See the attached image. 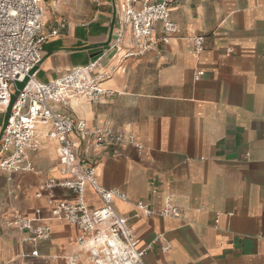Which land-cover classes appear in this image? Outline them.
<instances>
[{
  "label": "crops",
  "instance_id": "0c3cea01",
  "mask_svg": "<svg viewBox=\"0 0 264 264\" xmlns=\"http://www.w3.org/2000/svg\"><path fill=\"white\" fill-rule=\"evenodd\" d=\"M122 1L44 0L45 29L59 32L43 44L36 78L48 82L94 61L93 75L109 73L100 101L74 96L52 109L88 129L132 133L142 146L98 148L75 131L78 160L96 166L102 186L126 193L114 207L137 232L139 247L152 245L143 264H264V0H170L183 38L139 57L125 56L130 33L120 49L87 50L107 41L114 3L118 14ZM194 35L206 38L199 54ZM43 142L29 156L35 171L0 172V264H67L74 254L91 264L77 227L50 217L52 203L70 193L37 196L43 181L64 177L60 142ZM166 197L180 217L136 215V202L160 210ZM86 199L92 208L103 205L90 186ZM17 214L49 225L51 237L27 239L8 224Z\"/></svg>",
  "mask_w": 264,
  "mask_h": 264
},
{
  "label": "built area",
  "instance_id": "2783aa9c",
  "mask_svg": "<svg viewBox=\"0 0 264 264\" xmlns=\"http://www.w3.org/2000/svg\"><path fill=\"white\" fill-rule=\"evenodd\" d=\"M44 15V0H0V110L3 112L11 101L15 81L29 76L43 58V44L58 35L57 28L46 31ZM157 23L162 24L161 35H158ZM127 33H130L131 45L126 57H139L162 41L183 38L180 25L172 19L170 0H123L118 7L115 36L109 48L120 49ZM190 40L194 53L199 54L205 49L204 35H194ZM96 66L97 61H94L48 82L38 80L37 72L29 76L0 140V172L12 176L35 171L29 160L30 154L43 148L44 139H57L64 177L43 181L37 196L53 194L57 190L68 191L71 196L53 202L50 217L77 227L76 241L91 264H143L152 245L140 248L137 232L129 225L127 217L114 207L116 199L127 200L126 193L99 183L96 166L78 160L71 134L77 131L98 148L127 143L140 150L142 146L132 133L115 134L105 127L88 129L76 124L67 113L54 111L51 107L52 102L66 106L74 96L89 102L100 101L108 93L102 87V81L109 73L93 75ZM203 74L204 71H198L195 79ZM88 186L102 201L101 207L92 208L88 204ZM135 207L136 215L180 217L182 214L170 197L165 198L160 210L144 201L136 202ZM8 224L28 232L27 239L33 241L51 237L49 225H35L31 218L19 214ZM32 255L37 256L38 251H33ZM67 264H80L79 255L69 256Z\"/></svg>",
  "mask_w": 264,
  "mask_h": 264
},
{
  "label": "water",
  "instance_id": "95a60500",
  "mask_svg": "<svg viewBox=\"0 0 264 264\" xmlns=\"http://www.w3.org/2000/svg\"><path fill=\"white\" fill-rule=\"evenodd\" d=\"M116 16H117V6L115 5L114 3V12H113V18H112V25H111V29H110V32H109V36H108V39L107 41L103 42V43H99V44H94V45H88L87 47H85L87 50H96V49H103L105 47H108L109 44L111 43L112 41V35H113V28H114V24H115V20H116ZM43 61V58L42 60L30 71L29 73V76H32L34 75L41 63ZM29 76H26L23 80H16L15 81V89H14V92L12 94V97H11V101L6 109V111L4 112V117H3V122H2V125H1V129H0V140L2 138V135H3V132L5 130V127L8 123V120L10 118V115H11V112H12V108H13V105L15 104V102L17 101L18 99V96L20 94V91L24 89V87L27 85V83L29 82Z\"/></svg>",
  "mask_w": 264,
  "mask_h": 264
},
{
  "label": "rangeland",
  "instance_id": "374dc122",
  "mask_svg": "<svg viewBox=\"0 0 264 264\" xmlns=\"http://www.w3.org/2000/svg\"><path fill=\"white\" fill-rule=\"evenodd\" d=\"M3 117H4V112L3 113H0V119H2V121H3Z\"/></svg>",
  "mask_w": 264,
  "mask_h": 264
}]
</instances>
